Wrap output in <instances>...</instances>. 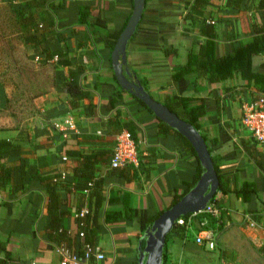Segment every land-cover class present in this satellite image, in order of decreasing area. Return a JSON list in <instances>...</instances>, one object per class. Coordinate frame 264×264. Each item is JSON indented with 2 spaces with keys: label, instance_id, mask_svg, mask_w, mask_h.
<instances>
[{
  "label": "crops",
  "instance_id": "crops-1",
  "mask_svg": "<svg viewBox=\"0 0 264 264\" xmlns=\"http://www.w3.org/2000/svg\"><path fill=\"white\" fill-rule=\"evenodd\" d=\"M3 1L12 15L7 18L0 14V141L10 144L0 147V168L16 167L22 162L30 175L22 179L20 172H15V179L12 173L5 179L0 172V259L8 264H59L57 245L45 228L50 195L37 175L75 166L73 160H63V156L65 150L77 148L79 140L90 141L83 142V151L110 148L118 132L127 130L125 119H132L138 138L136 178L111 174L106 165H101V202L96 205V197L92 196L84 204L83 210L90 209L86 237L79 235L75 211L82 198L77 191L61 192L65 197L62 227L69 236L71 251L81 252L86 238L103 252L104 259H91L90 264H137L139 247L145 243L143 233L156 218L154 215L172 205L174 195L182 196L197 180L193 178L195 157L179 136L162 132L160 119L123 89L114 76L111 52L132 13L133 0H44L58 12L59 30L74 29L65 32L59 43L64 60L72 61L68 65H61L56 56L46 62L38 58L21 36L10 6L12 0ZM192 2L145 0L141 19L126 46V67L163 104L173 95L204 100L206 112L199 118V131L206 136L210 154L218 155L221 173L231 190L217 191L214 198L220 213L213 217L232 239L224 243L230 255L223 258L215 253L218 243L209 250L190 242L187 235L171 232L162 264H264V242H260L264 236V170L240 145L242 138L254 139L243 114L258 96L257 91L239 73L218 82L195 71L173 78L186 64L188 54L198 53L207 40L215 42L218 57L232 52L239 40L251 37L250 28L261 23L260 16L254 7L236 8L227 5L226 0H209L203 12L191 19L187 13ZM79 7L89 8V26L78 24ZM82 65L79 81L91 90L96 105L92 117L85 113L82 102L76 108L66 105L69 97L60 82L69 69ZM252 67L264 73V53L252 58ZM115 91H121L123 102L112 106ZM114 114L116 119L109 126V116ZM67 117L72 118L74 129H56L54 124ZM257 148L264 153V144L257 143ZM19 176L21 179H17ZM245 181L257 186L254 214L246 211L247 202L232 191ZM199 214L193 217L198 226ZM112 216L118 218H109ZM250 221L256 225L250 226ZM209 224L207 219L205 227ZM190 225L185 227L191 233ZM236 229L247 238L244 242L234 239ZM243 244L258 248L261 255L236 254Z\"/></svg>",
  "mask_w": 264,
  "mask_h": 264
},
{
  "label": "trees",
  "instance_id": "trees-1",
  "mask_svg": "<svg viewBox=\"0 0 264 264\" xmlns=\"http://www.w3.org/2000/svg\"><path fill=\"white\" fill-rule=\"evenodd\" d=\"M23 3H16V0H12L11 8L16 17L18 27L21 32V36L26 45H28L38 58L43 59L45 62L52 60L55 56L61 65L71 64L72 61L64 60L62 56V47H60V42L64 39V34L71 33L74 31L73 28H62L59 30L57 27L56 20L59 14L56 9H54L49 4L46 5L44 0H21ZM209 0H193L187 16L193 19L198 13H202L205 5ZM227 5L236 8H250L254 7L260 16L261 23L251 26V37L246 40H239L232 52L224 54L218 57L215 54V42L212 40H207L199 50L198 53L188 54V59L184 67L180 71H176L173 78H178L186 72L195 71L198 76L207 78L212 82H218L232 77L235 73H239L240 76L247 81V84L252 86L257 91L256 99L262 98L264 103V73L257 72L252 67V58L255 55L264 53V0H226ZM90 11L88 7H79L76 12V17L80 23L90 24ZM86 22V23H85ZM59 47L55 49V46ZM84 71V66H77L76 68H71L68 74L63 75L60 79L62 84V89L66 92L69 97L66 105L69 108H76L81 105L85 110L88 117L95 116L96 105L93 102V94L91 90L84 88L81 85L79 78ZM255 92L252 91V95ZM113 101L112 106H116L123 102L121 91H115L112 93ZM88 102L83 104V101ZM138 102L145 108L146 105L139 99ZM165 105L178 116L182 117L187 122L193 124L198 130H201V124L199 118L203 116L206 112V104L201 98H195L191 96H179L173 95L167 97ZM148 109V108H147ZM149 110V109H148ZM150 111V110H149ZM117 114L114 116H109L108 124H112L116 119ZM124 127L130 132L131 138L136 143L138 138L136 136V124L132 119H125L123 123ZM159 128L162 132L166 134H177L182 141V144L192 154L195 159L193 162L194 168V180H198L203 168L200 161L191 146L190 142L175 129L167 125L165 122L159 120ZM119 133V132H118ZM203 138L206 140L205 134H202ZM88 142L87 139H82L77 142L78 147L75 149L65 150V159H71L76 164L71 168H67L61 172H54L50 174H39L38 179H42L44 186L50 195V200L48 203V222L45 225L48 237L57 245L65 246L71 248L69 241V236L67 231L62 227V217L64 215L63 203L65 197L61 192L68 193L71 191H77L78 196L82 198L81 205L76 208V217L79 225V235H87V221L90 217V209H86V212L81 214V211L86 207L84 204L92 197H96V205L101 202L102 199V183L104 179L99 174V168L101 165H106L110 170L111 174H117L121 177L128 178L129 180L136 178V167L133 164L124 167L111 168L109 165L110 158L113 154V148L115 144V138L113 145L102 149H90L89 151H83V142ZM257 141L252 138H242L240 140L241 148L254 159L257 166L264 170V153H261L257 148ZM6 144H10L9 141H0V147ZM259 144V143H258ZM214 163L215 170L219 179L218 191L226 193L231 191L228 189L225 179H227L222 173L220 164L218 163V155H211ZM262 159V160H260ZM25 164V160L23 161ZM139 165V163H137ZM1 174L5 175V179L10 173L13 174L15 179V172H20L21 177L25 175H30V170L26 166H23L22 162L18 166H5L0 168ZM17 177V179H21ZM131 178V179H130ZM237 197L242 198L243 201L247 202L248 208L247 212L252 214L256 213V192L257 186L252 181H245L240 186L232 190ZM66 196V195H65ZM181 194H175L173 197V203L179 200ZM211 202H216V198H213ZM216 206L219 202L215 203ZM129 212L131 210H128ZM110 216V214H108ZM159 215H154L153 218ZM189 214L183 216L182 218L186 220ZM222 216V215H221ZM254 216V215H253ZM118 218L112 216L109 218ZM198 220L201 222L203 218H207L209 222H215L214 217L209 213H201L197 215ZM178 232L180 236H188L190 232L187 231L185 223L177 222L172 230V232ZM170 235V233L168 234ZM167 235V237H168ZM166 237V239H167ZM84 244H89L95 246L94 242L89 240L84 241ZM264 249V245L262 247ZM77 251V255L81 256L83 250ZM0 264H8L4 259H0Z\"/></svg>",
  "mask_w": 264,
  "mask_h": 264
},
{
  "label": "water",
  "instance_id": "water-1",
  "mask_svg": "<svg viewBox=\"0 0 264 264\" xmlns=\"http://www.w3.org/2000/svg\"><path fill=\"white\" fill-rule=\"evenodd\" d=\"M144 5L145 0H133L132 13L111 52L114 76L123 89L141 100L158 119L190 142L203 168L196 183L179 200L164 209L143 233L145 243L143 248L139 247L137 264H162L167 235L172 232L181 217L207 207L218 191L219 179L207 143L200 131L165 104L155 100L126 67V46L141 19Z\"/></svg>",
  "mask_w": 264,
  "mask_h": 264
},
{
  "label": "built area",
  "instance_id": "built-area-1",
  "mask_svg": "<svg viewBox=\"0 0 264 264\" xmlns=\"http://www.w3.org/2000/svg\"><path fill=\"white\" fill-rule=\"evenodd\" d=\"M243 122L247 125L250 135L260 144H264V103L263 99L259 98L256 101L249 103L246 112L243 114ZM56 129L64 131L67 128L74 129V122L72 118L67 117L62 123L54 124ZM65 135V134H64ZM65 159V157H63ZM137 149L135 142L131 138L128 130H122L115 137V146L113 148V154L110 158L109 165L111 168L124 167L127 165H137ZM86 212L82 210L81 214ZM197 213H209L212 216H217L220 213L219 208L215 202H210L207 207L198 212L191 213L190 216L184 220L182 217L177 221L185 223V225L191 224L193 217ZM207 219L203 218L200 222V230L195 235V242L200 245H204L207 249L213 250L217 246V233L216 231L205 228ZM253 221H250V226H255ZM203 227V228H202ZM59 252V264H90L91 259L102 260L104 259L103 252L96 246L89 244L84 245L83 256H78L75 252L71 251L65 246H57ZM12 264H21L20 262H14ZM27 264H36L34 261H30Z\"/></svg>",
  "mask_w": 264,
  "mask_h": 264
},
{
  "label": "rangeland",
  "instance_id": "rangeland-1",
  "mask_svg": "<svg viewBox=\"0 0 264 264\" xmlns=\"http://www.w3.org/2000/svg\"><path fill=\"white\" fill-rule=\"evenodd\" d=\"M0 14L3 15L4 17H11V10L8 6L7 3H5L3 0H0ZM210 226L207 225V227L205 228H210L212 230H216V232L218 233V247H217V253L216 255L218 257H225L227 258V255H228V251L230 250L229 248H225V241L228 240V239H232V235L231 233L228 234L225 230H223V226L220 227L218 224H216L215 222H210L209 224ZM191 233L188 234L189 236V241L190 242H195V235L197 233V231L200 229V226H198L197 223H194V221H192L191 223ZM203 228V227H202ZM217 228V229H216ZM263 233V232H262ZM234 239H238L242 242H244L245 240L244 239H247L245 236H243L239 231L238 229H236V231L234 232ZM260 242H264V236H262L260 238ZM196 243V242H195ZM236 254H241V256H254V255H261L258 251V248H255L254 246L251 247L249 245H246V244H243V247H241L239 250L236 251ZM263 254V262H264V252L262 253ZM230 255V254H229ZM228 255V256H229Z\"/></svg>",
  "mask_w": 264,
  "mask_h": 264
}]
</instances>
